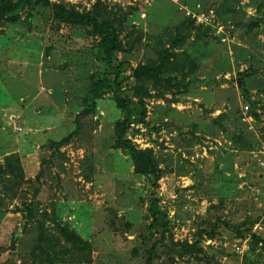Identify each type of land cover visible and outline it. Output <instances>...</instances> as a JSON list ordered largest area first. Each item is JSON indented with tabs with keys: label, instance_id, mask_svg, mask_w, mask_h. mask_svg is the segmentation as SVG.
<instances>
[{
	"label": "rangeland",
	"instance_id": "1",
	"mask_svg": "<svg viewBox=\"0 0 264 264\" xmlns=\"http://www.w3.org/2000/svg\"><path fill=\"white\" fill-rule=\"evenodd\" d=\"M51 1L81 10L95 3ZM103 1L130 14L122 34L127 52L118 59L133 67L155 60L154 49L169 48L187 21L168 0L149 6L141 0ZM180 4L214 10L213 26L222 24L225 34L220 38L216 27L204 38L191 33L184 48L199 64V80L181 93L168 89L166 98L149 100V126L130 134L161 162L165 174L156 188L134 173L124 152L113 149L114 123L122 114L110 96L101 101L100 115L83 119L61 155L52 148L74 133L88 105L90 76L104 67L94 38L79 27L58 29L45 8L27 9L17 23L4 25L0 164L17 155L23 177L0 176V264H34L38 231L19 211L25 205L37 209L36 219L46 221L49 231L62 224L90 240L93 264H146L148 249L160 238L147 229L152 199L168 216V237L180 244L200 241L202 250L172 261L174 254L162 245L157 264H244L252 235L264 237V121L253 119L248 103L249 96L258 102L264 120V0ZM135 83L131 79L125 87ZM250 217L260 219L252 230ZM214 230L212 240L201 233ZM256 256V264H264L260 247Z\"/></svg>",
	"mask_w": 264,
	"mask_h": 264
},
{
	"label": "trees",
	"instance_id": "2",
	"mask_svg": "<svg viewBox=\"0 0 264 264\" xmlns=\"http://www.w3.org/2000/svg\"><path fill=\"white\" fill-rule=\"evenodd\" d=\"M35 8L50 10L58 29L73 30L79 27L88 37L94 38L97 57L104 66L102 70L90 76L91 87L86 101L88 105L86 104V108L77 117V128L74 133L52 143V148L56 149V155H61V147L70 144L72 138L81 132L84 118L100 115L101 101L110 96L122 114L114 123L113 149L124 152L130 158L136 175L147 179L154 188L158 187L165 174L161 162L153 148H139L130 138V134L133 132L134 135H139L141 129H136V127L149 126L147 107L149 100L166 98L165 90L168 89H177L178 93H181L183 90H188L194 81L199 80V64L191 56L189 50L184 48V44L193 31H197L198 37L201 35L203 38L206 37V31H209L210 27L196 26L193 21L187 19L182 24L183 28H178L175 37L169 41V48H155L157 55L155 60H149L133 67L128 61L118 59L120 53L127 52L123 45L122 34L124 24L130 15L123 12L122 8L110 9L103 0H95L90 9L84 8L83 10L65 2L51 0H0V31L6 23H17L23 11ZM131 79H134L136 83L128 90L125 84ZM248 103L252 108L253 119L263 122L262 114L258 112V102L249 96ZM223 115L216 118L215 122L218 123ZM96 124L98 125L99 122L97 121ZM233 141L237 144L235 140ZM16 163H19L17 155L8 156L5 164H0L1 178H14L19 172L23 177ZM19 211L35 221L37 227L38 244L35 254L32 253L36 258L34 264H93L94 250L90 240H86L78 232L62 224H56L54 229L49 231L46 221L36 219L37 209L33 205H25ZM149 212L152 223L147 229L152 234L160 235V238L148 249L149 258L146 264H157L156 260L160 258L158 247L162 245H165L167 254H174L172 261L176 258L184 259L186 256L193 257V255H198L197 252L202 251L200 241L193 244L188 242L180 244L168 237L170 232L168 216L160 208L159 200L152 199ZM259 221L260 219H251L249 226L251 230ZM201 233L207 234L211 240L217 235L215 230L211 233ZM19 236L18 233L16 237ZM252 238V248L244 256V264H256V248L260 247L264 252V237L260 234H253ZM15 245L14 240L13 246Z\"/></svg>",
	"mask_w": 264,
	"mask_h": 264
},
{
	"label": "built area",
	"instance_id": "3",
	"mask_svg": "<svg viewBox=\"0 0 264 264\" xmlns=\"http://www.w3.org/2000/svg\"><path fill=\"white\" fill-rule=\"evenodd\" d=\"M145 6L151 5L155 0H141ZM176 5H179L181 11L184 12L186 18L194 22L196 26L201 27H216V32L219 36H224L225 30L222 24L214 25L215 23V12L214 10H207L201 4H198L194 8L188 7L186 5L180 4V0H168ZM143 17H146L145 13L142 14ZM224 42L227 41L226 37H222ZM246 110H249V107H246Z\"/></svg>",
	"mask_w": 264,
	"mask_h": 264
}]
</instances>
